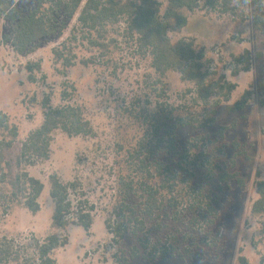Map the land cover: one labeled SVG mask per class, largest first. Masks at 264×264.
Listing matches in <instances>:
<instances>
[{
  "label": "rangeland",
  "instance_id": "374dc122",
  "mask_svg": "<svg viewBox=\"0 0 264 264\" xmlns=\"http://www.w3.org/2000/svg\"><path fill=\"white\" fill-rule=\"evenodd\" d=\"M17 6L29 11L35 7V0H17ZM78 16L69 21L62 36L42 40L36 52L23 56L2 42V36L11 31V26L6 21L0 23V110L7 113L11 125L19 129L14 145L5 151L14 172L19 170L16 159L22 143L43 123V100L47 96L51 98V106L56 108L66 103L62 98L66 90L71 96L68 103L84 110L96 133L95 137H70L58 130L54 133L50 159L24 167L45 184L39 199L41 210L37 214L21 204L0 201V242L10 240L19 257L9 264L37 259L36 241L43 242L51 234L68 239V244L53 254L56 264H124L121 257H128L136 240L129 235L122 243L115 242L106 221L113 219L119 202L121 178L134 171L127 151L145 134L144 118H139L138 122L127 111L148 109L151 113L156 102L190 105L191 98L184 93L192 84L183 81L178 72L168 73L165 95L158 97L159 91L148 77H154L150 56L141 55L135 42L122 33L110 34L108 38L114 37L116 42L103 56L104 52L91 48L79 35L78 41L70 45L71 53L66 52L74 65L66 68L62 61H57L53 50L70 37ZM172 37L194 40L204 47L212 61L209 67L237 84L231 100L220 107L213 126L204 130L193 127L178 130V152L192 148L190 162L207 167L195 173L189 168L186 179L190 178V182L204 186L217 196L220 215L213 234L219 233V239L215 245L202 247V254L196 258L183 261L171 256L165 261L149 262L137 258L128 264H242L241 257L248 260V264H264L261 261L264 215L252 212L258 198L256 184L264 180V107L260 105L258 91V83L264 77V55L258 56L264 53V36L255 30L251 20L199 10L189 14L188 25ZM246 49L252 52V67L248 72L233 76L232 56ZM90 58H95V63H82ZM29 67L33 69L31 72ZM30 75L34 76V82ZM246 90L252 91L248 105L241 111L230 112L228 106L238 101ZM204 135L207 137L199 140ZM4 137L7 132L0 129V140ZM158 157L175 168L180 161L179 156L164 150L158 151ZM223 172L239 174L244 186H239L236 180L221 182L219 175ZM53 174L65 183H79L70 200L75 207L73 213L83 202L94 207L89 231L78 225H70L65 230L53 227L55 204L50 196ZM169 230H172L171 225L165 232ZM210 236L206 234L208 241Z\"/></svg>",
  "mask_w": 264,
  "mask_h": 264
},
{
  "label": "trees",
  "instance_id": "16d2710c",
  "mask_svg": "<svg viewBox=\"0 0 264 264\" xmlns=\"http://www.w3.org/2000/svg\"><path fill=\"white\" fill-rule=\"evenodd\" d=\"M199 10L251 20L255 30L264 36V0H35V7L29 11L19 8L17 0H0V23L6 21L11 26V31L1 40L11 45L18 55L32 54L39 49L42 40L62 36L69 21L79 14L70 37L53 50L56 60L62 61L66 68L74 65L66 52L71 53L70 45L78 41L79 35L91 48L104 52L103 56L116 42L114 37L108 38L110 34L122 33L135 42L141 55L150 56L154 77H148L159 91V98L165 95L169 72H178L183 81L192 84L184 93L190 96V105L156 102L151 113L148 109L127 111L138 122L139 118H144L145 134L127 151L134 171L121 178L119 202L113 219L106 221L115 242L122 243L129 235L136 240L128 257H121L124 264L137 258L146 262L165 261L171 256L185 261L201 255L202 247L215 245L219 239V233L213 234L220 215L217 196L204 186L190 182V178L186 179L189 168L195 173L207 167L190 162L192 148L178 152L179 128L204 130L213 126L220 107L231 100L237 89V84L209 67L212 61L204 47L194 40L172 37L188 25L189 14ZM263 55L258 53V56ZM82 63H95V58L84 59ZM232 67L233 76L250 71L252 52L246 49L232 56ZM29 78L35 81L33 75ZM258 91L260 105L264 107V77L258 83ZM251 95L252 91L246 90L228 110L232 113L243 110ZM62 98L66 103L56 108L51 106L50 96L43 100V123L22 143L16 159L17 172L6 160L5 151L14 145L19 129L11 125L9 115L0 110V129L7 132V137L0 140V201L21 204L34 215L41 210L39 199L45 184L24 167L50 159L54 133L58 130L70 137L96 135L84 110L68 103L71 96L66 90ZM161 150L180 157L177 168L158 157ZM219 178L226 183L236 180L239 186H244L237 173L223 172ZM78 187L79 183H65L57 174L50 176V196L55 204L54 228L65 230L70 225H78L89 231L92 227L93 206L80 203L73 213L75 207L70 195ZM256 187L258 198L252 212L264 215V180L258 181ZM169 225L172 230L165 232ZM206 234L212 235L209 241ZM261 242L264 243V230ZM67 244V237L51 234L43 242L36 241L37 259H28L23 264H56L53 254ZM17 253L10 240L0 242V264L18 261ZM240 261L248 264L243 257ZM261 261L264 263V255Z\"/></svg>",
  "mask_w": 264,
  "mask_h": 264
}]
</instances>
